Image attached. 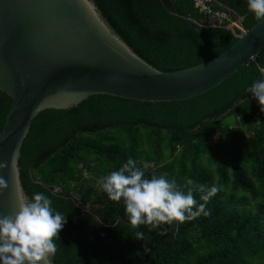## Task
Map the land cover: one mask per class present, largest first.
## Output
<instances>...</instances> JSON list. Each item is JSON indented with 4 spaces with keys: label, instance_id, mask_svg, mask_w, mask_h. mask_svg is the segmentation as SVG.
<instances>
[{
    "label": "trees",
    "instance_id": "16d2710c",
    "mask_svg": "<svg viewBox=\"0 0 264 264\" xmlns=\"http://www.w3.org/2000/svg\"><path fill=\"white\" fill-rule=\"evenodd\" d=\"M243 29L257 20L247 0H217ZM114 33L162 71L203 62L242 32L211 25L191 0H94ZM264 50L196 96L139 100L91 95L34 119L46 196L66 223L57 264H264V111L246 90L264 79ZM10 98L0 91V128ZM165 176L198 204L212 186L211 214L183 224L133 229L123 201L101 184L127 162ZM193 184L188 185L187 180ZM204 188L202 192L200 189ZM87 207V209H84ZM143 231L145 241L135 238Z\"/></svg>",
    "mask_w": 264,
    "mask_h": 264
},
{
    "label": "water",
    "instance_id": "95a60500",
    "mask_svg": "<svg viewBox=\"0 0 264 264\" xmlns=\"http://www.w3.org/2000/svg\"><path fill=\"white\" fill-rule=\"evenodd\" d=\"M236 35L232 46L203 62L162 71L114 33L94 0H0V91L10 98L0 161L15 159L14 178L9 168L0 173L9 183L0 192V215L15 211L16 190L46 195L33 121L39 113L98 94L149 101L196 96L264 50V20Z\"/></svg>",
    "mask_w": 264,
    "mask_h": 264
},
{
    "label": "clouds",
    "instance_id": "9594fccd",
    "mask_svg": "<svg viewBox=\"0 0 264 264\" xmlns=\"http://www.w3.org/2000/svg\"><path fill=\"white\" fill-rule=\"evenodd\" d=\"M247 5L257 21L264 20V0H247ZM246 91L252 93L264 111V79L253 82ZM14 164V157L0 161V173L9 168L14 178ZM186 182L193 184L192 179ZM8 188V180L0 174V192ZM101 188L111 201H123L133 229L145 225L150 231L163 224H183L201 215L209 216L206 205L219 191L212 186L200 197L203 203L198 204L192 190H179L174 180L155 175L146 178L145 171L132 158L104 177ZM200 190L203 192L204 188ZM65 223V214L54 210L48 196L34 193L29 197L16 190L15 211L0 215V264H53L58 250L56 241ZM135 238L145 241L146 235L138 230Z\"/></svg>",
    "mask_w": 264,
    "mask_h": 264
},
{
    "label": "built area",
    "instance_id": "2783aa9c",
    "mask_svg": "<svg viewBox=\"0 0 264 264\" xmlns=\"http://www.w3.org/2000/svg\"><path fill=\"white\" fill-rule=\"evenodd\" d=\"M192 6L198 13L208 16L209 23L213 25L214 23H228V27L236 26L237 28L242 29L237 25V21L233 20L229 10L214 6L215 3H218L217 0H191ZM219 4V3H218Z\"/></svg>",
    "mask_w": 264,
    "mask_h": 264
},
{
    "label": "crops",
    "instance_id": "0c3cea01",
    "mask_svg": "<svg viewBox=\"0 0 264 264\" xmlns=\"http://www.w3.org/2000/svg\"><path fill=\"white\" fill-rule=\"evenodd\" d=\"M241 20H242V17H240L239 20L237 21V25H239L240 27H242Z\"/></svg>",
    "mask_w": 264,
    "mask_h": 264
},
{
    "label": "rangeland",
    "instance_id": "374dc122",
    "mask_svg": "<svg viewBox=\"0 0 264 264\" xmlns=\"http://www.w3.org/2000/svg\"><path fill=\"white\" fill-rule=\"evenodd\" d=\"M242 29H243V28H242ZM242 29H241V30H242ZM84 209H87V207H85Z\"/></svg>",
    "mask_w": 264,
    "mask_h": 264
}]
</instances>
